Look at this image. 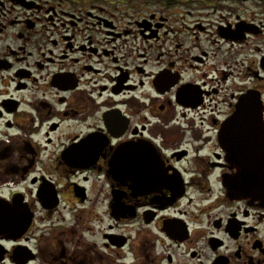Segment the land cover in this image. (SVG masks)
I'll return each mask as SVG.
<instances>
[{
	"label": "flooded vegetation",
	"instance_id": "af4514ba",
	"mask_svg": "<svg viewBox=\"0 0 264 264\" xmlns=\"http://www.w3.org/2000/svg\"><path fill=\"white\" fill-rule=\"evenodd\" d=\"M246 98L264 0H0V264H264Z\"/></svg>",
	"mask_w": 264,
	"mask_h": 264
},
{
	"label": "water",
	"instance_id": "95a60500",
	"mask_svg": "<svg viewBox=\"0 0 264 264\" xmlns=\"http://www.w3.org/2000/svg\"><path fill=\"white\" fill-rule=\"evenodd\" d=\"M262 109L258 101L246 98L239 102L234 115L226 122L221 133V143L234 163L243 167L241 179L230 183L229 194L234 197L246 196L264 204V135L261 134L257 146L260 150L258 156L249 157L247 141H233V133L250 134V129H239L237 124L263 123ZM264 130V128H262ZM242 139H247L245 136ZM241 149V150H240ZM257 164L258 170L248 174L247 162Z\"/></svg>",
	"mask_w": 264,
	"mask_h": 264
},
{
	"label": "bare ground",
	"instance_id": "6f19581e",
	"mask_svg": "<svg viewBox=\"0 0 264 264\" xmlns=\"http://www.w3.org/2000/svg\"><path fill=\"white\" fill-rule=\"evenodd\" d=\"M240 133V132H239ZM242 134V133H241Z\"/></svg>",
	"mask_w": 264,
	"mask_h": 264
}]
</instances>
